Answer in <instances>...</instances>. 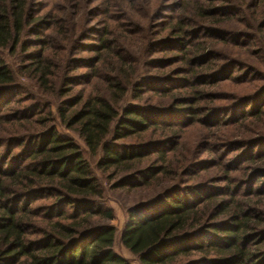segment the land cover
<instances>
[{
    "label": "trees",
    "instance_id": "16d2710c",
    "mask_svg": "<svg viewBox=\"0 0 264 264\" xmlns=\"http://www.w3.org/2000/svg\"><path fill=\"white\" fill-rule=\"evenodd\" d=\"M179 5L188 10L185 3ZM24 9L23 0H0V112L7 109L0 115V148L10 143L24 150L23 155L12 151L0 155V264H128L115 251L117 231L111 225L115 216L107 206L108 193L98 171L111 191L137 190L150 181L171 185L190 156L178 145L173 152L163 153L168 138L175 136L167 124L172 121L162 116L161 108L147 106L151 98L144 99L148 91L139 89L144 82L137 79L134 59L122 48L115 49V39L102 47L112 60L104 62L105 90L82 91L70 103L61 102L56 107L59 119L52 113L44 116L41 109L37 118L25 115L16 120L22 113L10 114L11 94L21 90V84L5 54L17 52L26 20L30 23ZM237 10L246 14L244 8ZM209 15L197 9V17L208 19ZM189 22L193 23L191 18ZM184 23L174 29L182 38L187 36ZM215 33L230 35L224 28ZM196 48L206 51L203 44ZM52 67L43 55L24 72L40 89L58 98L50 81ZM99 71L91 80L99 78ZM194 74V79L208 75ZM130 92L144 106L127 105ZM202 97L194 92V103ZM251 116L255 124H244V128L249 135H257L264 128V112L244 114V121ZM58 127L83 148L72 137L60 136ZM263 161L257 157L252 164L264 167ZM172 188L128 210L120 244L140 264H178L194 252L213 255L208 261L201 258L203 264L264 262V240L246 248L251 236L264 233V213L257 205L218 201L196 192L177 193L178 188ZM207 226L214 230L212 236L208 233L210 241L201 244L197 238L208 232Z\"/></svg>",
    "mask_w": 264,
    "mask_h": 264
},
{
    "label": "rangeland",
    "instance_id": "374dc122",
    "mask_svg": "<svg viewBox=\"0 0 264 264\" xmlns=\"http://www.w3.org/2000/svg\"><path fill=\"white\" fill-rule=\"evenodd\" d=\"M23 1L31 24L26 20L17 52L5 54L21 84V90L11 94L10 114L22 113L16 120L25 115L37 118L41 109L44 116L52 113L59 119L56 107L61 102L70 103L82 91L105 90L104 62L112 60L102 47L115 39V49L122 48L134 59L137 79L144 82L139 89L148 91L144 99L151 98L147 106L161 108L162 116L172 121L167 124L175 136L168 138L171 140L165 143L163 153L173 152L178 145L190 156L178 181L176 178L171 185L150 181L137 190L111 191L112 186L98 171L108 193L107 206L115 216L111 224L117 231L115 251L128 264H140L120 244L128 210L161 197L172 187L178 188L177 193L196 192L218 201L234 199L257 205L264 213V167L252 164L257 157L264 160V128L257 135H249L244 124H255L254 117L245 121L243 117L264 112V0H244L242 4L240 0ZM180 3L188 10H181ZM198 8L207 11L210 18L197 17ZM241 8L245 15L237 10ZM188 18L193 23L188 24ZM181 22H185V38L174 30ZM219 28L230 35L216 34ZM201 44L205 52L197 50ZM214 52L222 56L216 57ZM203 54L209 55L197 60ZM43 55L54 65L50 81L58 98L40 89L24 72ZM96 69H100L99 78L91 80ZM194 73L208 75L194 79ZM194 92L203 94L196 103ZM126 97L127 105H142L132 92ZM5 113L7 109L0 115ZM57 133L72 137L83 148L62 128L58 127ZM12 145L1 147L0 155L10 151L23 155L24 150ZM204 230L208 232L197 238L201 244L210 241L208 233L211 235L214 228ZM263 240L264 233L253 235L246 248L250 250ZM212 257L194 252L188 259H179L178 264H203L201 258L208 261Z\"/></svg>",
    "mask_w": 264,
    "mask_h": 264
}]
</instances>
